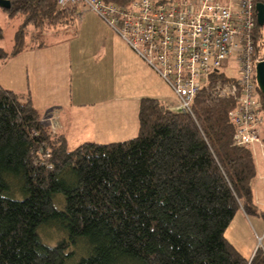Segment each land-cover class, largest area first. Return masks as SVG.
<instances>
[{
    "label": "trees",
    "instance_id": "16d2710c",
    "mask_svg": "<svg viewBox=\"0 0 264 264\" xmlns=\"http://www.w3.org/2000/svg\"><path fill=\"white\" fill-rule=\"evenodd\" d=\"M58 1L10 0L1 8L22 24L14 46L0 48V65L49 47L41 29L59 33L77 23L76 8L60 9ZM254 23L258 57L264 25ZM192 103L193 115L143 98L134 138L70 148L41 121L29 92L0 85V264H70L69 252L83 244L87 255L78 264H264L261 248L249 261L224 235L238 210L258 214L255 159L249 147L235 145L228 118L234 102L203 89ZM59 194L62 210L55 208ZM40 229L50 231V243L65 238L49 247Z\"/></svg>",
    "mask_w": 264,
    "mask_h": 264
},
{
    "label": "built area",
    "instance_id": "2783aa9c",
    "mask_svg": "<svg viewBox=\"0 0 264 264\" xmlns=\"http://www.w3.org/2000/svg\"><path fill=\"white\" fill-rule=\"evenodd\" d=\"M58 4L60 9L76 8L77 14L79 8L93 12L119 35L168 85L176 101L167 103L170 110L193 115L192 101L198 91H211L219 99L234 102L228 118L235 145L257 143L264 148V111L255 81V65L264 62V55L255 56L253 0L161 4L131 0L126 6L100 0H59ZM230 59L234 75L227 79L221 68ZM220 74L223 77L217 78ZM48 120L50 130L56 132V118Z\"/></svg>",
    "mask_w": 264,
    "mask_h": 264
},
{
    "label": "rangeland",
    "instance_id": "374dc122",
    "mask_svg": "<svg viewBox=\"0 0 264 264\" xmlns=\"http://www.w3.org/2000/svg\"><path fill=\"white\" fill-rule=\"evenodd\" d=\"M78 14L80 15L76 19L77 23L68 29L63 28L62 30L58 28L59 33L55 32L56 28L41 29L43 35L40 39H43L45 43L51 46L42 52V70L45 72H48V70L53 71L57 81H50L44 74L39 75V79L36 80L37 88L40 92L44 90L47 95L49 94V89L55 90L56 93L52 99L55 98L62 104L61 107L59 106L62 119L68 120L67 123L70 124L67 135H65L66 142L70 148H76L86 142L97 144L122 142L131 136L133 137L136 133L135 130L137 131L138 128L135 118L131 123V103L121 100L132 98L145 92L142 88L149 80L150 83L157 86L160 96L167 94L171 97V90L166 83H161L146 71L144 63H141L144 61L134 56L127 44L119 39V35L99 19L96 14L91 11L82 12L81 8L78 9ZM21 24L22 16L18 15L10 18L0 8V27L3 34V37L0 38L1 49L8 52L14 46V35ZM33 32L31 28L27 30V34ZM75 36L76 38H74ZM71 38L74 39L70 40ZM115 45L118 53L125 56L130 66H133L134 69H136L135 66L137 67L135 71L137 76L129 77L127 74L126 78H123L122 75L125 74L123 71H120L117 76L113 73V70H116L117 67L124 69L123 63L115 64L113 61L110 62L113 55L111 49ZM46 51L51 54H46ZM8 62L9 64L0 70V84L3 87L5 86L4 88L16 92L14 66L17 70L22 63L13 65V58ZM221 69L228 78L234 75L231 59ZM148 70H150L149 67ZM39 73H41L40 67ZM141 75L144 76V80L139 81ZM29 77L34 79V73ZM145 77H148V79ZM44 78L45 80L43 81ZM22 84L23 78H21L18 87L22 86L23 91L21 92H27L26 86ZM17 92L21 93L20 90H17ZM121 97L124 98L116 101V98ZM173 102L176 101L174 100ZM42 108L43 106H40V109ZM54 110L52 109L51 112H55ZM120 111H123V113H120ZM52 117L56 118L57 123L59 122L57 114ZM56 197L62 199V205H55V208L62 210L65 204V197L61 194ZM249 216L250 219H253V215ZM234 225H230L224 235L226 240L236 247L235 249L241 251L242 255L247 256L245 247L249 241L256 245V249L261 248L263 250L264 237L257 233L251 225L250 234H244V237L238 236V239L233 234L236 228ZM51 229L54 230V228ZM38 232L42 242L49 247L55 246L62 238H65V235L59 234L56 238L57 241L55 243L51 241L52 243H50V231L40 229ZM73 252H69L72 253V256L68 259L70 264H78L87 255L84 244L82 247L73 248Z\"/></svg>",
    "mask_w": 264,
    "mask_h": 264
},
{
    "label": "crops",
    "instance_id": "0c3cea01",
    "mask_svg": "<svg viewBox=\"0 0 264 264\" xmlns=\"http://www.w3.org/2000/svg\"><path fill=\"white\" fill-rule=\"evenodd\" d=\"M74 38H76V36ZM74 38H71L70 40H73ZM119 39L122 40L120 37H119ZM123 43H124V41H123ZM50 47L51 46H49L47 48H41L40 50L25 51L23 53H20L19 56L13 58V65H16L18 63L19 64L22 63V64H20L21 67H19V69H17V70L15 69V66H14L15 89H16V92H17V90H20V92L23 91L21 88L22 86L18 87V84H20L21 78H23V84L22 85L26 86V88H27L26 91L30 93L34 107L41 114V121L47 122L49 125L48 118L51 116H55V114H57L59 117L58 118L59 122H58V128L56 129V131H57V133L63 135L65 138V135H67L66 133L68 132L67 130L70 128V124L67 123L68 120L66 121V120L62 119V114H61L60 109H59V106L61 107L62 104L59 103L57 100H55V98L52 99V97H54V94L56 93L55 90L49 89V94L47 95V93L44 90L42 92H40L38 90L37 84H36V80L39 79V75H43V74L46 75L50 81H57L56 76H54L53 71L48 70V72H45L42 70V66H43L42 61H41L42 57H43L42 52L47 50ZM129 49L134 54V56L138 57V55L135 53L134 50H132L131 48H129ZM111 50L113 52V55L110 59V62L113 61L115 64H118L119 62H121L124 64V69L117 67L116 70H113V73L117 76L120 74V71H123L125 73L124 75H122L123 78H126L127 74L129 77L137 76V72H135L137 67L135 66L136 69H134L133 66H130V64H129V62H127L125 56L121 55V53H118L117 46L115 45ZM46 54H51V53L46 51ZM137 57H135V59ZM139 59H138V61H139ZM140 60H142V59H140ZM141 63H144V67H145L146 71L150 73V75L155 77V79H157L161 83L163 82L162 79L160 78V76L156 72H154L147 65V63L145 61L141 62ZM7 64H9V62L4 64V65H0V70L5 68V66H7ZM39 67L41 69V73H39ZM148 67L151 70V72H150V70H148ZM32 73H34V77H35L34 79H33V77L32 78L29 77ZM143 77L144 76L141 75L139 81L144 80ZM145 78L148 79V77H145ZM44 80H45V78L43 79V81ZM24 81H26V82L24 83ZM1 86L3 87V85H1ZM18 88H21V89H18ZM142 90H144L145 92L138 94V95H135V97H132V98H124V97L116 98V101L124 98L121 101L131 103L130 104L131 105L130 106L131 117H132L131 123L133 122V119L135 118L137 120V125H138L137 113H138V108H139L138 104H139L141 99H143V98L154 99L155 98V99L159 100V102H161L162 104H165V105H168L167 103H169V102L173 103V101H174L172 99L173 98L172 94H171V97H169L167 94H165V96L162 94V96H164V97L160 96V94H158L157 86L150 83V80L147 82V84L144 85ZM50 99H52V100H50ZM121 101H119V102H121ZM40 106H43V108L40 109ZM52 109H55L54 110L55 112H51ZM120 113H123V111L122 112L120 111ZM135 132H134L135 134L133 135V137L137 134L138 129H137V131L135 130ZM261 133H262V137H263V141H264L263 130ZM133 137L131 136L130 138H133ZM65 141H66V138H65ZM86 143H90V142H86ZM249 148L251 149L252 156H254L255 166L257 167L256 179L251 183V189L253 190V200L255 201L256 211H258V214L253 215V217H252L253 219H250L249 218L250 216L249 215L247 216L245 214V212H243L242 210L237 211V214L231 223V225L235 224L234 226H236L233 234L237 239H238V236L244 237V234L245 235L250 234L249 233L250 232V225L252 226V228H254L256 230L257 233L261 234L262 237H264V219L260 215V213L264 212V148L262 145L257 144V143L249 146ZM245 248L247 249V256L248 257L242 255L241 251H239L238 249H236V250L239 251V253L242 256H244L246 259H249V261H250V259L253 257L255 250H257L256 249L257 247L255 244H252V242L248 241V244L246 245ZM263 251H264V248H263Z\"/></svg>",
    "mask_w": 264,
    "mask_h": 264
},
{
    "label": "water",
    "instance_id": "95a60500",
    "mask_svg": "<svg viewBox=\"0 0 264 264\" xmlns=\"http://www.w3.org/2000/svg\"><path fill=\"white\" fill-rule=\"evenodd\" d=\"M9 7H10V0H0V8L6 9ZM255 12H256V23H258V25L262 27L264 25V4L263 3L256 4ZM255 67H256L255 78H256L257 87L260 90L264 99V62L256 64Z\"/></svg>",
    "mask_w": 264,
    "mask_h": 264
},
{
    "label": "bare ground",
    "instance_id": "6f19581e",
    "mask_svg": "<svg viewBox=\"0 0 264 264\" xmlns=\"http://www.w3.org/2000/svg\"><path fill=\"white\" fill-rule=\"evenodd\" d=\"M255 73H256V71H255ZM255 81H256V78H255Z\"/></svg>",
    "mask_w": 264,
    "mask_h": 264
}]
</instances>
